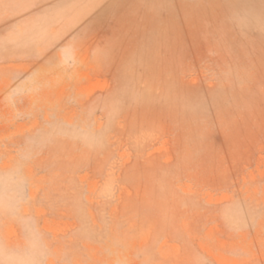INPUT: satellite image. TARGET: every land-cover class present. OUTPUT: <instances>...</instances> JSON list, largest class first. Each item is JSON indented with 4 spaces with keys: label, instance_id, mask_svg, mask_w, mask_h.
<instances>
[{
    "label": "rangeland",
    "instance_id": "obj_1",
    "mask_svg": "<svg viewBox=\"0 0 264 264\" xmlns=\"http://www.w3.org/2000/svg\"><path fill=\"white\" fill-rule=\"evenodd\" d=\"M0 264H264V0H0Z\"/></svg>",
    "mask_w": 264,
    "mask_h": 264
}]
</instances>
